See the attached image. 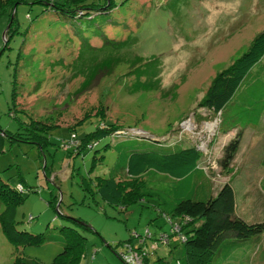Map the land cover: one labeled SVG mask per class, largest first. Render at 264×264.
Masks as SVG:
<instances>
[{
    "label": "rangeland",
    "instance_id": "rangeland-1",
    "mask_svg": "<svg viewBox=\"0 0 264 264\" xmlns=\"http://www.w3.org/2000/svg\"><path fill=\"white\" fill-rule=\"evenodd\" d=\"M113 2L112 10L93 19L80 18L72 27L57 21L60 15L52 9L40 13L38 4H19L15 13L19 31L6 48L7 17L0 18V128L19 129V114L11 101L16 65L20 117L57 125L43 148L7 140L0 152V178L15 185L22 196L14 220L20 229L45 238L17 247L0 225V264H17V255L51 264L66 244L73 250L60 258L72 255L75 264H131L123 255L134 253L145 256L146 264H160L163 257L167 264L170 259L172 264L177 258L183 261L178 237L171 236L169 244L159 237L170 234L171 221H178L168 216L174 201L196 196L188 191L189 180L148 170L139 177L144 182L131 188L128 201L117 205L96 191V177L125 180V154L135 150L160 152L163 145L176 144V149L195 145L202 153L198 166L206 173L195 198L214 196L229 180L235 184L238 205L239 183L242 186L245 180L249 191H258L264 172V115L256 130L243 132L229 173L222 170L219 158L235 133L222 130L236 122V131L240 130V123L248 119L237 105L264 104V65L249 73L223 113L199 107L198 102L215 74L245 52L264 28V0ZM86 40L94 47L106 45L104 52L96 49L99 57L116 52L115 41L125 45L119 50L120 62L99 70L83 85L85 75L78 69L92 63L91 52L83 47ZM103 122L129 133L105 136L81 152L67 143L74 133L77 142ZM93 159L97 163L91 169ZM170 248L175 249L171 255ZM251 264H264V236Z\"/></svg>",
    "mask_w": 264,
    "mask_h": 264
},
{
    "label": "trees",
    "instance_id": "trees-1",
    "mask_svg": "<svg viewBox=\"0 0 264 264\" xmlns=\"http://www.w3.org/2000/svg\"><path fill=\"white\" fill-rule=\"evenodd\" d=\"M22 3L40 5V13L46 9H52L60 15L57 21L70 23L71 27L80 18L93 19L97 14L108 12L116 6L113 0H0V18L5 15L8 23V27L4 33L5 48L11 37L19 31L15 13L17 6ZM40 13L36 14V16H39ZM88 40L83 42V47L91 52L89 61L92 60V63L78 69V71L85 75L83 85L87 84L99 70L120 62L123 57H120L119 50L123 49L125 45V41L122 40L115 41V44L108 40V43L114 44L112 49L116 51H113L115 54L104 53L99 57L95 55V52H98L97 50L104 52L103 50L106 45L103 44L101 45L102 47H94L89 44ZM260 64L264 65V28L253 37L245 52L234 59L227 67L215 74L204 96L198 102V106L209 109L215 114L222 112L236 95L245 78L252 70L258 68ZM17 90L16 65L13 69L11 101L14 111L19 114V117L16 116L19 129L16 132H9L8 130L0 128V152L3 151L7 140L9 142L10 140L27 142L43 148L48 141L47 135L49 131L57 126L49 125L40 120L29 119L26 121L21 118L20 114L23 113L17 106ZM257 104L258 102L256 101H247L242 103V105H237L239 107V113L249 115L246 121L243 123L239 122L241 129L248 125L253 127L257 126L264 111V104L258 106ZM236 124L237 122L230 128H233ZM222 131L226 132V130ZM240 132H236L234 137L223 147L219 164L225 173L230 172L229 163L238 149L241 136ZM128 133V131H124L122 127H119L115 123L103 122L97 125L93 131L85 133L78 140L80 143L75 141L77 137L76 133L72 135V140L67 143L72 144L76 152H81L85 149L93 148L97 144V141L105 136L113 137ZM163 147L165 150L160 152L135 150L128 156L125 154L123 169L128 174L125 180H118L114 175H110L109 177H96V191L103 199L117 205L120 203L124 204L125 201H128V195L132 193L131 188H134L136 185L140 186L144 182L142 179L139 180V177L148 170L167 173L175 178L189 180L187 185L189 187L188 191L193 192L196 196H188L186 198L178 197L174 201L172 213L168 214V216H176L178 217V221H171L169 218V221H171V233H163L159 237V240L163 244H169L171 236L175 235L178 237L182 245L184 260L182 261L177 258L176 263L226 264V256H222V253L225 254L227 250L232 248H240L239 244L250 245L253 243L258 235L264 233V220L250 222L236 214L234 188L229 181L222 183L214 196L205 193L204 198H195L198 197L197 190L203 188L202 179L204 177L206 178L205 170L198 166L202 153L195 145L180 149H176L178 147L176 144L175 146L163 145ZM126 158H128L127 161ZM96 159L99 160L98 158ZM96 159H93L91 169H94L97 163ZM86 186L88 187V185ZM21 199L22 196L16 186L4 182L0 178V204L2 205L0 225L10 243L17 247L29 242H42L45 240L41 233L33 234L25 229H20V223L14 220L15 205ZM56 202L57 199L55 197L52 205L55 206ZM71 234L73 233L71 232L69 236ZM83 239V236L79 238L80 248ZM72 250V246L66 244L63 251L57 256L59 259H56L51 264H75L76 258H73L72 255L60 258V255L71 253ZM136 250L141 252L142 247H137ZM15 260L17 264H40L33 259H26L18 255L15 257ZM158 262L165 264L164 260ZM131 264L133 263L131 262ZM139 264H146L145 256L141 257Z\"/></svg>",
    "mask_w": 264,
    "mask_h": 264
},
{
    "label": "crops",
    "instance_id": "crops-1",
    "mask_svg": "<svg viewBox=\"0 0 264 264\" xmlns=\"http://www.w3.org/2000/svg\"><path fill=\"white\" fill-rule=\"evenodd\" d=\"M263 115H264V111L262 113V116ZM262 116L260 117L259 122L257 126L255 127L248 125V126L243 127L241 130L236 131V127L234 126L233 128H229L228 130H226V133L231 132L230 134H233L232 132L236 133L238 131H241L240 132V135H241L240 140H241L243 132L245 133L246 130L247 131L256 130L259 124L263 122ZM255 144H256V141H254L253 146ZM262 155L264 158V150L262 151ZM261 162H262L261 165L264 168L263 159L261 160ZM229 182L232 184L234 188V185H235L234 182L232 180H229ZM237 187L242 189V197L239 200L240 205H238L236 202V208H235L236 214L242 216L245 220L250 221V222L264 220V190H263L264 172L261 175V178L258 182V185H257L258 191L256 192V194H255V191L248 190L249 188L247 187L245 180H244V183H242V186L239 183ZM234 193H235V188H234ZM235 201H236V193H235ZM263 236H264V233L258 235L256 240L250 245L239 244L240 248H232V249L227 250L226 253L224 254L226 256L225 257L226 264H251L252 262H254L255 247L257 243L263 238ZM174 250L175 249L172 250L170 248V255L173 253ZM166 259L167 258L163 257L159 260L165 261ZM170 261H172V259H170ZM170 261H168V264H172V262ZM165 264H167L166 261H165Z\"/></svg>",
    "mask_w": 264,
    "mask_h": 264
},
{
    "label": "built area",
    "instance_id": "built-area-1",
    "mask_svg": "<svg viewBox=\"0 0 264 264\" xmlns=\"http://www.w3.org/2000/svg\"><path fill=\"white\" fill-rule=\"evenodd\" d=\"M123 258L128 260V261H131L133 264H139L140 263V259H139L140 256L137 253H134L130 257L128 255H123ZM176 264H180V263L177 262Z\"/></svg>",
    "mask_w": 264,
    "mask_h": 264
},
{
    "label": "water",
    "instance_id": "water-1",
    "mask_svg": "<svg viewBox=\"0 0 264 264\" xmlns=\"http://www.w3.org/2000/svg\"><path fill=\"white\" fill-rule=\"evenodd\" d=\"M4 33H5V31H4ZM4 33H3V36H4Z\"/></svg>",
    "mask_w": 264,
    "mask_h": 264
}]
</instances>
